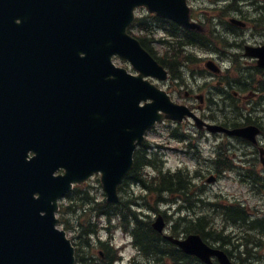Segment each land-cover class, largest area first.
<instances>
[{"label":"water","instance_id":"1","mask_svg":"<svg viewBox=\"0 0 264 264\" xmlns=\"http://www.w3.org/2000/svg\"><path fill=\"white\" fill-rule=\"evenodd\" d=\"M137 6L193 27L185 0H0V264H74L56 227L58 198L100 171L116 201L146 129L192 114L145 78L166 72L126 32ZM249 54L264 65V50ZM114 55L138 73L116 66ZM206 126L249 139L257 132ZM164 225L161 214L152 222L160 233ZM163 236L206 264H235L197 233Z\"/></svg>","mask_w":264,"mask_h":264},{"label":"flooded vegetation","instance_id":"2","mask_svg":"<svg viewBox=\"0 0 264 264\" xmlns=\"http://www.w3.org/2000/svg\"><path fill=\"white\" fill-rule=\"evenodd\" d=\"M186 1L189 19L195 23V27L186 28L174 22V28L185 34L179 39L180 50L200 54L198 57L201 58V62L205 64L207 60H211L219 67V71L214 73L200 67L202 81L195 90L190 87L192 83L189 82L198 83L199 78L188 82V78L184 77L183 83L180 84L178 74H174L171 67H168L173 78L162 82V86L176 102L185 103L205 119L216 123H232L230 119L236 117L233 113L239 112L234 108L240 106L242 109L245 106L247 114L243 110L240 113V116L246 115V119H241L242 123L253 124L259 128L255 142L221 132L198 131V138L208 142L210 149L209 152L207 149L204 157L198 159L199 167L194 169L191 177L193 179L203 177L205 173L201 169V164H207L212 168L205 169L208 173L204 180L216 181L234 174L243 181L251 182V190H262L264 194V165L261 162L264 159V65L259 63L258 56L249 54L250 51L264 50V0ZM137 11L139 17L153 20L151 24L141 26L153 32L151 40L148 38L146 40L151 42L152 46H161L158 35H165V23L172 24L173 21L147 12L143 8ZM137 30L143 34L141 29ZM173 36L174 33H170L168 37ZM177 63L180 69L186 66L195 70L190 63ZM243 70L240 77L234 76V72ZM244 100L250 101L248 107ZM207 101L215 104L221 102L223 107L226 106L217 112L214 120L210 119L213 114L208 108ZM195 135L193 134L194 137ZM236 149L241 150L237 158L231 151ZM190 189L191 183L185 199L188 222L194 213L196 217V213L199 212L196 211L197 206H201L204 199L200 195L197 200H193Z\"/></svg>","mask_w":264,"mask_h":264},{"label":"rangeland","instance_id":"3","mask_svg":"<svg viewBox=\"0 0 264 264\" xmlns=\"http://www.w3.org/2000/svg\"><path fill=\"white\" fill-rule=\"evenodd\" d=\"M139 13V12H138ZM134 33L139 35V31L137 29L134 30ZM161 36V35H159ZM159 49V48H158ZM200 54H193L192 59L190 60V64L195 68L196 73L199 71V68L203 66V62H201V58H199ZM196 57V58H195ZM114 62L118 65H122L127 67L130 70L129 65L124 62L122 59L115 58ZM185 74L190 75V72L187 69L183 70ZM199 73H197L198 77ZM236 78H238L237 74L234 75ZM184 78V77H182ZM198 83H194V81L189 82L192 80V78L188 77V82L191 84L193 89L197 90L199 83L202 81L200 79L201 77H198ZM197 79V78H196ZM204 89V88H203ZM247 93V92H246ZM245 101V105L248 106L250 101ZM209 102L207 101V105ZM221 109V106H213L212 112L214 114H217L219 110ZM244 109V108H243ZM212 113V114H213ZM213 114V115H214ZM173 128L178 129V134L182 133L183 137L189 135L190 133L188 130L192 131L193 134L197 133V129L191 124L190 122H182L181 124H174L172 122H164L159 125H157L152 131L146 134V141L148 142V145L153 147L154 152L156 151L157 155L160 156L163 159V164L165 169H169L171 171H174L175 169L179 167H189V169L193 170L197 167L198 159L200 158L198 146L202 149L201 152L203 155H206V151L208 149V142L205 140H194L198 142L197 150L191 149V151L186 148L185 141L179 140V138H175L172 136H169V131ZM192 134V135H193ZM188 140V139H186ZM192 142V140H191ZM210 149V147H209ZM208 149V152H209ZM235 153V157L237 158L238 155H240L241 150H231ZM154 152H150V155L152 158H156V154ZM154 153V154H152ZM199 157V158H196ZM199 167V166H198ZM197 167V168H198ZM206 168H212V166L201 164V169L205 173L203 177L198 180L197 186L202 187V197L207 201H224L228 204L233 201V199L240 200L244 203L245 206H247L250 209V212L252 214V218L261 216L264 213V194L263 191H257V190H251V182L249 181H243L239 177L237 178L234 174H230V177H222L218 180L212 182V183H206L204 181V178L207 175ZM91 184H93V188L89 192V186L86 185V187H81L85 192H88L89 196H94L96 199L100 200L103 197V190L101 187V184L96 181V179H92L90 181ZM85 192H82L81 190H75L71 194L70 197H65L64 199H61L60 203L63 204V206H74V200L78 199L81 195L85 194ZM131 192L138 197V201H134L137 206L141 207L142 205L146 204H153V196L149 194L146 190L145 192L141 190L140 186L133 187V190L131 189ZM133 196L129 195H123L126 197V199L134 198ZM73 197V199H72ZM146 198V199H145ZM171 198V196H170ZM73 200V201H72ZM88 202V201H86ZM77 203V202H76ZM180 204H172L171 206H162V209H166L168 220H171V222H168L167 226V232H170L169 226L171 223H173L176 219L177 215V207ZM201 208V209H198ZM199 212H208L211 211L210 208L207 205L201 204V206H197V210ZM218 212V211H217ZM217 212L212 211V214H214V219L218 225H224L225 226V233H231V234H237L238 227L237 225H234L232 223L224 222L222 217L219 216V214H216ZM150 218L153 220L155 219V216L157 213L155 211L150 212ZM63 217L66 218L69 224V229H67V232L69 236L75 237L76 241L81 242V238L78 235L79 232L77 230H80V227L78 226L79 220L86 218V216H90L94 222L97 223L98 231L97 234L100 236L101 239L108 240L110 243L114 245V247L117 248L116 251L121 253V257L118 262L115 264H129V260L132 259L133 254L136 252L134 247L131 245V236L124 232L121 228H119L115 221L111 222L109 225H107L104 221V218H98L95 217L93 213H83L81 209H78L76 212L71 210L70 208L67 209L62 213ZM108 227V228H107ZM182 233H180L181 235ZM253 237L259 238L263 240L264 242V235H255L253 232ZM208 241L212 242L211 238L207 239ZM93 243L94 250L90 252V248H87L85 246L81 245L82 252L85 256L93 254L96 260H98L101 264V260L97 259L99 258L98 252L103 247L100 246L99 241L97 240V236L94 235L93 237ZM214 243V242H213ZM230 248V246H228ZM258 254V255H257ZM255 257L250 258L248 260L239 261V259L236 258V256H233L232 258L240 263V264H264V246H262V249L258 251V248L255 252ZM261 255V256H259ZM136 259L141 258L140 256H136ZM94 262V260H92Z\"/></svg>","mask_w":264,"mask_h":264},{"label":"trees","instance_id":"4","mask_svg":"<svg viewBox=\"0 0 264 264\" xmlns=\"http://www.w3.org/2000/svg\"><path fill=\"white\" fill-rule=\"evenodd\" d=\"M183 57L186 58L187 55ZM158 59L161 61L159 57ZM177 59L178 54L174 51L172 55H170V63H174ZM148 156L149 154L146 152L144 153L143 150L136 153L135 166L129 178L141 183L149 194H153L155 203L153 201V204H144V206L142 205L137 210L136 207L132 208L134 203L131 202H134L133 199H126L125 196L123 199V195L120 196V200L117 203L113 204L105 200L93 203L91 198L85 196L76 200V202L79 201V203H76L74 200V206H69V208L73 211L81 209L83 212L93 213L95 217L104 218L108 224L112 220H115V224L119 228L131 235L132 244L137 255L141 257L139 259L133 258L132 264H203L195 257L183 253L179 248L164 239L159 232L153 229L149 214L150 210L160 212L156 207V203L167 200L166 198L171 194L183 197V195H185V180L182 173H162L160 168H156L157 171H154L155 174L148 177L150 172L147 174L143 171V164H149L154 168L156 167V165H154L156 161ZM166 195L167 197H165ZM91 203H93V205L88 207L87 204ZM232 211L231 215H229L227 209L221 212H223V216L226 220H232L234 222L238 220L241 226L245 228L247 226L245 209L237 207L236 209L233 208ZM162 214L168 219L169 216L164 212H162ZM173 221L174 222L171 223L169 227L174 235L184 232H197L204 236V230L207 228L214 239H219L223 242L228 241V236H225L222 231L215 226L209 225L207 219L202 221L201 218H197L194 219L195 222L192 221L188 223L185 216L177 214L176 219ZM169 222H171V220H169ZM64 225L65 229L69 228L68 225ZM78 226L80 227L79 237L81 238V242L86 245L88 243V237L97 234V223L87 215L86 218L79 220ZM251 226L252 228H263L264 218L253 220ZM97 237H99V235H97ZM244 243L247 244L248 239L245 240ZM101 244H103V247L105 246L104 248H107V250L110 247L108 240ZM105 250L103 251L104 257L101 261L103 264H112L113 261L118 258L117 251L115 249H112V252H107ZM77 257L79 264H96L92 262V256L82 257V255L77 254Z\"/></svg>","mask_w":264,"mask_h":264},{"label":"bare ground","instance_id":"5","mask_svg":"<svg viewBox=\"0 0 264 264\" xmlns=\"http://www.w3.org/2000/svg\"><path fill=\"white\" fill-rule=\"evenodd\" d=\"M231 33V32H230ZM222 35V34H221ZM230 39V38H229ZM213 48V47H212Z\"/></svg>","mask_w":264,"mask_h":264}]
</instances>
